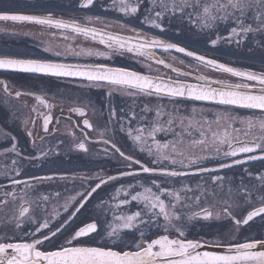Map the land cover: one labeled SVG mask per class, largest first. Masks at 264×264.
<instances>
[{"label":"snow or ice","instance_id":"snow-or-ice-1","mask_svg":"<svg viewBox=\"0 0 264 264\" xmlns=\"http://www.w3.org/2000/svg\"><path fill=\"white\" fill-rule=\"evenodd\" d=\"M95 2L96 0H80L79 7L90 9ZM150 2L152 7L142 23L161 32L165 30L164 20L171 23L175 18L182 22L186 20L197 31H206L212 47H216L221 40L229 44L235 43L239 47L251 38L256 39L264 48V0ZM112 4L124 16L133 17L140 11L139 0H112ZM85 20L88 23L100 22L101 17L86 16ZM0 21L54 28L65 33L64 40H75L77 36H82L109 50L104 52L83 47L78 51L70 47L66 49L76 57L108 59L110 52L123 54L126 51L152 60L155 58L152 49L166 52L175 50L191 57L202 67L239 78L241 82L230 83L223 79H208L204 75H197L193 77L196 83H187L104 64L61 63L7 55L0 56V70L55 78H81L92 87L110 86L108 96L119 90L133 97L144 95L158 99L187 98L220 106L258 109L264 114V73L240 70L155 36L141 41V33L126 24H121L120 27L127 28L133 35L113 34L88 27L76 20L54 18L51 13L22 14L7 6L0 7ZM221 25L224 26L226 35L219 34ZM68 32L74 35L70 37L66 34ZM44 50L56 56L63 55L51 48ZM156 63L172 68L164 60ZM172 70L180 76L191 75L187 72L180 73L176 68ZM0 85H3L5 93L12 95L5 81H0ZM22 95L33 94L15 92L17 99ZM35 99L48 111L41 113L36 106L31 111L37 118H42V130L49 133V125L53 121L51 110L55 105L46 101L43 95H36ZM69 112L80 117L86 116L85 109L80 106L70 108ZM150 112L154 113L152 119L147 115ZM196 112L197 109L193 107L192 113ZM67 119L71 120V116ZM114 120H118L117 112L110 108L107 122L110 124ZM238 120L241 125H246V130L235 126ZM24 123L27 125L29 121L25 120ZM56 123H59V119ZM258 123L264 133V121ZM31 124L35 128L36 120L32 119ZM255 126L251 118L240 119L227 112L218 113L214 120H208L197 119L195 115L182 117L178 110L167 112L160 104L154 109L146 104L139 115L131 111L127 116V126L121 122L119 130L130 139L133 151L145 155L147 161L126 153L114 141L103 140L105 145L111 144L113 155L118 154L122 159L123 170L118 175L96 174L93 183L65 199L61 207L66 215L56 210L47 214L45 208L46 214L41 218L35 215V209L41 208V201H49L48 195L31 200L27 191L21 190L18 195L15 189H6L4 198L0 199V208L9 203V197L13 202L20 201L18 214L8 217L6 223L12 225L14 233L23 229L25 223L35 227L20 236L0 235V264H264V172L249 171V162H264V135L252 140L240 138L241 134L247 136L248 130ZM91 130L93 124L87 118L83 119L81 133L85 140L89 139L87 132ZM68 134L76 139L72 131ZM158 134H171L173 139L161 142L157 138ZM27 135L33 138V131L28 130ZM100 135L103 136L104 132ZM0 137L7 139L10 133L0 130ZM10 139L11 147L6 151L19 156L16 138L11 136ZM32 143L35 146V138ZM75 147L82 152L88 151L84 140L77 141ZM47 155V152H41L40 156L33 158L40 159ZM208 161H217L218 164L209 167ZM12 163L16 164V160ZM234 166H243L244 174L249 179L258 181V184L249 186L244 176H241L239 183L234 185L231 177L221 174L222 170ZM19 175L20 172L16 171V176ZM193 177H199L195 186L184 179L191 180ZM8 179L15 186L24 185L25 189L34 187L25 180ZM32 179L46 181L53 178L34 176ZM117 181H122L119 187L115 186L114 182ZM176 183H179V187L174 186ZM110 184L111 196L105 200L99 192ZM221 194H225L227 198ZM55 195L59 197L61 194L57 192ZM133 204L135 210L130 207ZM92 205L97 211L88 219L75 224L79 216L83 215L82 210L88 212ZM221 220L229 221V227L216 237L191 236L193 222L204 221L210 224ZM250 222L261 224L260 233L242 236V229L247 231L245 226L248 229L252 227ZM59 236L64 239L57 244Z\"/></svg>","mask_w":264,"mask_h":264},{"label":"flooded vegetation","instance_id":"flooded-vegetation-1","mask_svg":"<svg viewBox=\"0 0 264 264\" xmlns=\"http://www.w3.org/2000/svg\"><path fill=\"white\" fill-rule=\"evenodd\" d=\"M101 5H98V2ZM141 3L149 2L150 0H139ZM158 3V0H156ZM80 0H0V7L7 6L15 12L22 14H35L47 15L51 13L54 18L63 20H76L81 24H86L88 27H95L106 32H110L122 36H131L127 28H121V24H126L130 28H136L140 33V39L143 41L145 38L158 37L165 39L162 34H183L187 33L196 37L207 36V32H199L195 29H189L183 25L170 26L168 20H165L164 31L150 27L142 23L145 15L139 11L136 16L128 17L122 13L107 8L108 4H112V0H96L93 7L97 8V12H89L88 9L79 7ZM61 7L64 11L58 12L57 8ZM86 16H99L100 22L88 23L85 20ZM173 24V23H172ZM107 25V26H106ZM175 25V24H174ZM0 56H11L15 58H31L50 60L52 62L72 63V64H104L108 67H115L114 65L125 66L127 70L136 71L145 74L144 71L155 70L162 76L179 79V80H193L188 77L180 76L172 68H176L180 73H191L194 77L197 75H204L208 79H223L230 83L241 82L239 78L231 77L228 74L213 71L210 68L202 67L182 55L175 53L165 52L161 50L152 49L155 58L146 60L144 57H137L132 53L126 51L123 54L119 52H110V58L98 57H76L74 55H64L67 48L80 49L91 48L93 50L109 52L107 48L94 42L90 39H85L82 36H77L75 40H64L61 30L54 28H45L38 25L31 24H18L13 22L0 21ZM192 31V32H191ZM68 36H73L71 32L66 33ZM226 35L224 26L221 25L220 33ZM195 37V38H196ZM213 38H215L213 36ZM169 42V41H168ZM51 48L53 51H60L63 53L61 56L53 55L52 52H47L44 49ZM59 48V49H58ZM208 48L211 50L205 55L209 58L217 59L221 63H226L229 66L236 67L240 70L253 71L256 73H264V48H262L256 39H247L241 46L235 43H225L221 40L216 47H212L208 40ZM205 52L200 50L198 54ZM204 54V53H203ZM185 60H183V59ZM164 60L166 64L172 65V68H166L163 64H158L156 61ZM183 61V63H181ZM198 69L194 71L190 67ZM116 68V67H115ZM119 68V67H118ZM0 81H5L8 84L9 91L12 95H8L3 90V85H0V130L10 133V137L16 138L17 151L19 156L15 153L7 152L6 149L11 147V139L0 137V199L4 198L6 189H15L20 194L21 190L28 192V198L37 200L40 196L48 195L49 201H41V208L35 209V215L43 218L45 216L44 209L46 208L47 214L53 213L54 210L60 211L63 214L62 204L69 196L76 195L78 191H82L89 184L93 183L96 174H112L118 175L123 170L124 162L119 158L118 154L113 155L114 150L111 144L105 145L103 140L108 139L114 141L126 153H131L141 160L147 161L145 155L138 151H133L132 143L124 132L119 130V124L122 122L127 126V116L131 111H135L138 115L141 109L147 104L151 108H155L154 103L161 104L158 101H149L146 99H136V96H128L119 90L113 91L111 96H108L110 86L105 87H92L88 82H79L71 80H61L48 77L13 74L0 72ZM255 83V82H249ZM21 91L22 93H32L33 95H22L19 99L15 97V92ZM36 95H43L46 101L55 105L51 110L53 121L49 125V133H44L42 130V118H37L36 114L31 111L33 106H36L41 113L47 112L43 106L39 105L35 99ZM74 106L83 107L86 111L85 117H80L75 113H70L69 109ZM164 106V105H163ZM115 109L117 112L118 120L108 121L109 109ZM63 109V111H61ZM167 112L178 110V114L182 117H192L195 115L197 119L214 120L218 113H230L232 116L240 119L251 118L256 125L248 130L249 134L244 136L241 134V139L252 140L264 135L259 128V121H264V114L254 111H245L239 109L228 108H196L197 112L192 113V108H164ZM203 109V111H201ZM150 119L154 118V113L147 114ZM71 116V120L67 117ZM87 118L93 124V130L88 131L89 139L85 140L84 135L81 133L83 128V119ZM36 120V127L33 128L31 120ZM59 119V123L56 120ZM166 119V117H165ZM28 120L29 123L25 125L24 121ZM135 121L133 125H135ZM236 127L245 129L246 125H241L239 120ZM215 127V126H214ZM28 130L33 131V138H35V146L32 139L27 135ZM179 130V129H178ZM72 131L76 139L68 133ZM104 132L101 136L100 133ZM40 137L44 139L41 140ZM161 142L172 140L171 134H158L157 137ZM79 140H84L87 152H82L75 147V143ZM259 142V140H257ZM107 149V151H105ZM41 152H47V157L34 159L33 157L40 156ZM57 153H59L57 155ZM16 160V164L12 161ZM230 162V161H229ZM209 167L217 166V161H208ZM249 171L253 173L264 172V162L251 161L249 162ZM16 171L20 172L16 176ZM221 174L226 177H231L233 184L239 183V178L244 176L245 182L249 186L258 184V181L249 179L243 172V166H234L228 170L222 171ZM34 176H48L52 177L51 180L36 181L32 179ZM20 179L28 181L34 185L31 189H25L24 185L15 186L11 184V180ZM125 180L130 178H124ZM193 186L199 180V177H193L191 180L184 178ZM116 187H119L122 181L114 182ZM174 186L179 187V183ZM227 187V182H226ZM112 185L105 187L104 191L99 192L105 200L111 196L110 189ZM99 191V190H98ZM59 192L61 195L57 197L55 194ZM227 198L225 194H221ZM96 196V194H94ZM9 203L0 208V235H23L26 231H31L35 225L25 223L24 228L15 231L11 224H7V218L18 214L19 200L12 201L9 197ZM255 199V196H254ZM98 202V197H97ZM135 210V204L130 206ZM97 211L92 205L89 207L88 212H83L79 216L75 224H79L82 220ZM187 211V210H186ZM215 211V209H214ZM66 215V214H63ZM51 219V215H49ZM109 219L111 215L109 214ZM59 221H56L58 223ZM252 223V222H250ZM75 224L73 227H75ZM194 226L191 228V236H203L205 238H214L219 233L226 231L229 227V221H213L210 224L204 221L193 222ZM203 225V227H201ZM55 226V224L53 225ZM261 224L259 222L252 223L250 229L245 226L247 231L242 229L241 235H257L260 233ZM70 231V229H69ZM63 236L56 239V243L62 242Z\"/></svg>","mask_w":264,"mask_h":264},{"label":"rangeland","instance_id":"rangeland-1","mask_svg":"<svg viewBox=\"0 0 264 264\" xmlns=\"http://www.w3.org/2000/svg\"><path fill=\"white\" fill-rule=\"evenodd\" d=\"M168 2H170V0H168ZM140 3V11H142V13L144 15H148V10L152 7L151 5V2H146V3ZM102 3L99 1L98 2V5H101ZM107 8L109 10H114L116 12H119L118 10H116L113 6V4H108L107 5ZM158 10V9H157ZM120 13V12H119ZM154 18V17H153ZM167 20V19H165ZM164 20V21H165ZM173 23V24H172ZM175 24V25H174ZM177 25H183L184 27L186 28H189V29H194L192 27H190L186 20L185 21H180L179 19H172V22L170 23V26H175V27H178ZM192 32V31H191ZM200 32V31H199ZM59 49V48H58ZM74 50H79V49H75L73 48ZM203 54V53H201ZM64 55L68 56V55H72L70 52H64ZM205 55V54H204ZM81 57H85V56H81ZM92 57H95V56H92ZM92 57H89V58H92ZM184 60V59H183ZM186 61V60H185ZM187 62V61H186ZM192 68L194 71H197L198 69H196L195 67L193 68L192 66L190 67ZM142 72H145V74L147 75H152V76H162L159 72L155 71V70H147V71H142ZM164 78H168V77H165L163 76ZM140 97H143L142 99H146V100H149V101H158L160 103H162L164 105V108H170V109H173V108H208V106H204V105H194V104H187V103H183V102H180V101H174V100H169V99H164V98H157V97H149V96H144V95H140ZM139 96H136V99H139L140 98ZM157 104L154 103V106H156ZM161 105V104H160Z\"/></svg>","mask_w":264,"mask_h":264},{"label":"trees","instance_id":"trees-1","mask_svg":"<svg viewBox=\"0 0 264 264\" xmlns=\"http://www.w3.org/2000/svg\"><path fill=\"white\" fill-rule=\"evenodd\" d=\"M65 9L58 7L57 11L61 12L64 11ZM89 12H98L99 10L97 8L94 9H88ZM162 36L167 39V41L172 42V43H177L180 46L186 47L189 50H193L197 53H199L200 50H203L205 52H202L204 54L210 52L211 50L208 48V39L207 36H203V38L201 37H196V36H192L190 34H186V35H181V34H162ZM196 37V38H195ZM88 64V63H85ZM116 68H126L125 66H119V65H114ZM190 104V103H187ZM210 107V106H208Z\"/></svg>","mask_w":264,"mask_h":264},{"label":"water","instance_id":"water-1","mask_svg":"<svg viewBox=\"0 0 264 264\" xmlns=\"http://www.w3.org/2000/svg\"><path fill=\"white\" fill-rule=\"evenodd\" d=\"M155 50H161V51H164L162 49H155ZM166 52V51H165ZM167 52H170V53H175V54H178V55H182L184 56L182 53H177L175 52V50H170V51H167ZM186 57V56H184ZM189 59H191L192 61H194L191 57H187ZM183 59V58H182ZM185 60V59H184ZM0 72H5V73H13V74H23V75H32V76H40V77H47V76H43L41 74H32V73H19V72H12V71H9V70H0ZM142 74V73H141ZM146 75V74H145ZM189 78L193 79V75H190L188 76ZM48 78H55V77H48ZM55 79H61V80H71V81H79V82H88L86 80H83L81 78H55ZM167 79V78H165ZM181 82H187V81H181ZM197 81H195L193 79V82H187V83H196ZM89 83V82H88ZM215 86V85H213ZM155 97V96H154ZM164 99H169V100H174V101H180V102H186V103H193V104H201V105H208V106H214V107H219V108H228V109H239V110H245V111H254V112H260V110L258 109H243V108H238V107H235V106H220V105H215V104H212L210 102H202V101H192V100H189L187 98H175V99H170V98H167V97H163ZM225 170H228V169H224L222 171H225Z\"/></svg>","mask_w":264,"mask_h":264}]
</instances>
